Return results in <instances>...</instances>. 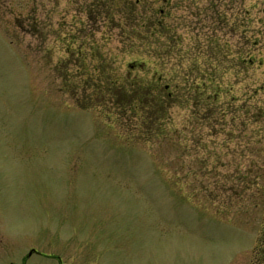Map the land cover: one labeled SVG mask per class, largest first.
I'll return each instance as SVG.
<instances>
[{
	"label": "rangeland",
	"instance_id": "obj_1",
	"mask_svg": "<svg viewBox=\"0 0 264 264\" xmlns=\"http://www.w3.org/2000/svg\"><path fill=\"white\" fill-rule=\"evenodd\" d=\"M196 53L218 112L173 110L175 135L79 101V69ZM0 264H264V0H0Z\"/></svg>",
	"mask_w": 264,
	"mask_h": 264
},
{
	"label": "trees",
	"instance_id": "obj_2",
	"mask_svg": "<svg viewBox=\"0 0 264 264\" xmlns=\"http://www.w3.org/2000/svg\"><path fill=\"white\" fill-rule=\"evenodd\" d=\"M124 3V16L127 18L129 11L126 2ZM134 6L136 17H140L142 21L139 29L134 27L132 33H140L145 39H148L149 43L153 44V48H156L157 45L160 46L163 41L166 47L160 49L161 52L168 50L167 45L171 43L170 37L173 34L176 35V31L167 34L166 22L162 20L163 22H159L158 25L152 24L150 32V28L146 26L148 22L144 21L143 12H140L142 2H135ZM258 44L259 42L256 45ZM225 47L227 48V46ZM225 47L221 46V48ZM81 53L83 50H80ZM201 56L197 53L175 56L176 62L168 61L163 66L165 68L170 64L174 67L165 70L164 76L151 82H145V78L138 76L133 77L132 72L127 76H122L105 67L107 64L102 61L98 65L99 67H94L91 71L79 69L74 81L80 85H86L87 89V94L82 96L83 99L79 101L88 108L106 109L104 113L107 112L109 118H112L113 115L115 120L128 130L138 129L142 132L137 134L140 140L147 142L151 139H165L176 133L173 110L188 109L195 115L196 121L207 119L200 118L201 115L199 119L197 117L201 112L198 103L204 101L202 109L205 113L218 112L221 96V93L218 92L220 81L216 78L215 72L211 71L209 74H205L200 69ZM187 61L190 62L189 68L182 64ZM210 61L212 62V60ZM178 69L180 71H177ZM176 75L181 77V81L174 80ZM89 85H91V89L88 88Z\"/></svg>",
	"mask_w": 264,
	"mask_h": 264
},
{
	"label": "water",
	"instance_id": "obj_3",
	"mask_svg": "<svg viewBox=\"0 0 264 264\" xmlns=\"http://www.w3.org/2000/svg\"><path fill=\"white\" fill-rule=\"evenodd\" d=\"M33 252H30V255L32 254Z\"/></svg>",
	"mask_w": 264,
	"mask_h": 264
}]
</instances>
